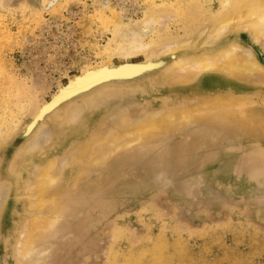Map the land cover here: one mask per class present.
Here are the masks:
<instances>
[{
  "label": "rangeland",
  "instance_id": "obj_1",
  "mask_svg": "<svg viewBox=\"0 0 264 264\" xmlns=\"http://www.w3.org/2000/svg\"><path fill=\"white\" fill-rule=\"evenodd\" d=\"M216 2L0 0V174L13 167L19 175L15 184L0 183V264H264L263 72L249 74L247 81L219 75L213 82H217L216 91L222 98L241 100L242 110L258 117L249 133L213 121L211 114L222 120L221 115L231 109L225 103L217 111L211 107L215 90L211 86L200 88L198 81L203 77L186 86L187 109L202 118L192 124L182 123L178 112L184 99L172 80L184 67L156 78V83L154 79L141 86L108 85L88 97L104 95L86 108L83 104L88 98H75L73 104L64 107L77 108L70 125L53 119V114L33 127L36 109L49 102L73 76L80 75L86 64L107 63L103 48L112 38L111 31L125 24L126 29L130 27L126 37L138 32L136 22L148 10L156 9L169 13L166 16L170 18L161 22L165 29H159V34L156 25L152 26L154 31L140 29L143 41L165 35L170 39L165 44L173 39H188L194 44L198 31L194 33L196 29L191 27V33L186 28L198 11L195 8L200 6L202 14L206 10L213 14L220 10ZM191 5L194 14L187 9ZM114 23L117 26L111 30ZM207 37L198 44L211 47ZM229 39L245 56L251 59L254 55L264 66V39L242 38L236 31ZM161 47L154 46V50ZM144 54L128 62L115 56L112 66L138 65L145 61ZM238 108L234 105L232 110L240 111ZM82 113L87 119L78 122L75 117ZM148 114L154 118L147 119ZM139 119L160 123L161 130L146 132L141 149L97 159L95 153L111 148V132L122 135L117 142L123 144L124 127ZM55 121L60 123L56 126ZM29 127L34 133L24 139L22 135ZM92 129L99 134L107 131L103 146L91 143L89 147L90 140L88 147L81 149ZM86 130V135L80 134ZM60 141L63 145L57 148L54 144ZM87 148L89 153L84 152ZM51 153L70 155L68 167L78 170L66 195L70 194L63 197L76 208L47 233L49 237L46 233L42 236L45 242L39 241L32 253L22 257L16 242L23 219L29 215L22 183L32 164ZM8 206V213H2Z\"/></svg>",
  "mask_w": 264,
  "mask_h": 264
},
{
  "label": "bare ground",
  "instance_id": "obj_2",
  "mask_svg": "<svg viewBox=\"0 0 264 264\" xmlns=\"http://www.w3.org/2000/svg\"><path fill=\"white\" fill-rule=\"evenodd\" d=\"M217 2H216V6L219 5L220 10L217 9L218 11H216L213 14L209 13L207 10L204 12L205 14L204 13L202 14V11L204 10L201 11L200 6L199 7L196 6L197 8H195L194 10V11H196V9L198 10L196 14L192 13L194 12L192 11L193 10L192 7H194V5H191L187 8L190 10V7H191L192 10H190L189 12H191L195 16H193L190 13L193 16L191 17L193 20L191 19L192 24L190 25V28H186L188 26L185 27L186 30L193 33L192 30H189V29L195 28L196 30H193L194 33L196 31L200 33L199 36H196L198 35V33L196 32L194 36L196 38L195 42L193 41L194 44L191 43L190 40L188 39L179 40L178 42H175V39H173V41H170L171 44L169 42H166L167 44H165L164 41H166L167 39L165 35H162V36L158 35L157 37L151 38L148 42L143 41L144 36H141L138 33L140 29L143 30L144 28L146 29L150 28V30L152 29V31H154L155 29L153 30L152 26L154 27V25H156L158 26V31L156 28V32H157L156 34H159L160 33L159 29L161 30L164 28L163 27L164 24L161 22L164 19H165L164 21H166L167 17L169 16L168 15L169 13H166V11H168L166 10V8L169 5L166 8L163 7L165 8L166 10L165 13L168 16H166V14L164 13L156 11L155 8H154L155 10L152 9L151 12L149 10L148 12L145 11L146 13L141 18L142 20L136 22L138 23L136 25H137V28L139 27L138 28L139 31L136 28L138 32L130 33L129 36L127 37L125 36V32L130 27L126 29L127 26L125 27V24H124L123 25L124 28H120L122 25L121 26L118 25L119 28L117 27L118 28L117 29L116 28L117 23H114V26L112 27V29L111 28L110 29L113 30L114 27L116 29L111 31L112 38L108 39V42L103 48V53L107 55L106 56L107 63L105 62L100 63V64L98 63V65L95 64L96 66H91L89 64H86L84 70L82 71L80 75L75 76V77L73 76L72 78L70 77L71 79L69 78L70 80L67 83V85L61 86L57 90V92L53 94L49 102H45L42 106L40 105V107L36 109L35 114L33 116L34 118L33 127L35 128V125H37L39 122L44 123L45 118L49 119V117L53 114H54L53 119L61 121V124L64 123L63 125H67L71 116L77 111V108L72 109L70 107V109H65L64 107L72 103V101L75 98L76 99L81 98L82 100L86 99L89 96L93 95V93L97 92V90L101 88L104 89V87L108 85H119V84L121 85H130V84L140 85L144 81L145 83L146 81H149V83L150 81L151 82L155 81L156 83L157 81L160 80V78L167 76L170 72L173 73L174 70L175 71L182 70V68L184 67L182 74L178 75L177 78H174L172 80L173 87H176L179 90L180 94L182 95L184 99L183 103L181 104L180 111L178 112L179 119H181L182 123L184 122V123L192 124L194 121H198L202 118L201 116H195L190 110L187 109L186 93H187V88L189 87H186V86L191 85L192 82L203 77L204 79L201 80L202 82L198 81L199 86H200V83L202 84L200 88H208L209 86H211V88L213 87L214 88L213 90H215L213 91L215 93L211 92L213 94L211 107L215 108L216 110V109H219V107H221L225 103L226 106H228V108L230 107L231 109L225 112L224 115H221L222 117H224L222 118V120H219L216 114H211V118L213 119V121H221L225 123L227 126L230 125L231 128L235 127L236 129H239L242 132L249 133L251 127L255 126L256 121H257L256 118L258 117H256V115L252 113H248L246 110H242L241 107L243 106V102L241 100H236L234 98L226 99L227 97L224 96L225 94L224 95L221 94L222 96L226 97L225 99L222 98L219 95V92L216 91L217 82L215 83L213 82L217 80L216 77H218L219 75H226L227 76L226 79L235 78L238 81H243V80L247 81V77L249 76V74L255 73V74L261 75V72L264 73V66L262 65V63L259 62V60L254 55H251V59L250 57L248 58L247 56L243 54L242 50L239 48L236 42H232L229 39L233 31H236L240 37L244 38L245 36H247L253 39V41H259V40L264 39V0H217ZM105 6L107 7V4ZM102 7L104 6L102 5ZM169 12H170V9H169ZM200 12L201 14H199ZM134 24L135 23H133V25ZM146 29L143 30V32H146L148 30ZM191 33H188V35ZM206 34L208 36L207 38H209L208 39L209 43H211L212 41L211 47L209 46L207 47L205 45L201 46L198 44L199 40ZM169 38H172V37H169ZM207 38H206V41H207ZM162 42L163 44H161ZM160 44L164 48L163 49L155 48V49H159V51L154 50V46L161 47ZM140 53L142 54L145 53L144 54L145 61L143 60L144 61V62L142 61L143 63H138V65L137 64L128 65L127 63L125 65L123 64V66H120L118 68H115L114 66H112V62L114 61L113 59L115 56H117V58L120 56L124 59L125 62H128L131 59L138 57L137 55H139ZM156 78H158L159 80H157ZM111 89L113 90L114 88H111ZM192 92H194V90ZM103 96H96L90 99L88 98L84 100L83 106L94 105L99 100H102ZM234 105L236 107H239L238 109H240V111L232 110ZM262 115L263 114H261V116ZM150 116L151 115L148 114L147 119ZM152 117L153 116H151V118ZM75 118L78 122H81L82 119L86 120L87 116L85 115V113H82L80 115V118L79 116ZM162 120H163V117L162 119H160V121ZM134 121L128 123V125L124 127L126 129V132L124 130L126 134L124 136V139L125 138L126 139L125 140L121 139V141L123 142L125 141L123 144H119L117 142V141H120L119 139L122 135L119 137V135L116 134L117 131L116 133L111 132V135L113 137H111L112 140H110L109 144L111 145L112 149L111 148L108 149L107 147V149L105 150L103 148L101 151L99 150L97 153L94 152L95 156L98 155V158L96 157L98 160L100 159L105 160V158H109L110 155L112 154L114 155V153L116 152H121V151H131L132 152L135 150L136 147L137 148L140 147L141 149V146L144 144V140H142V138L146 136L145 135L146 132L147 133L149 132L150 134L151 132L154 133V131H157V129L161 130L159 129L160 123L157 124L153 122L152 120L140 122V119H139V121H135V122ZM70 122L68 123L69 125L71 124ZM58 123L60 122H56V126L58 125ZM165 123L167 122L165 121ZM99 124L101 127L102 123H99ZM103 126L105 127V125ZM33 127L32 128L29 127V129L24 133V135H22L24 136V139L28 137L31 133H34ZM59 127L57 129H60ZM94 130L95 129H92L89 136H87L88 138L85 139L86 142L81 144L82 145L80 147L81 149H86V147L88 146L90 147L91 143L92 144L97 143L103 146V143L105 142L104 141L105 137L103 134L106 133L107 131L99 134L97 133L96 130L95 131ZM101 131H102V128H101ZM55 132L59 134V132L57 131ZM132 132H136V133L132 134ZM57 134L55 135L58 136ZM80 134L86 135L87 130L84 133L81 132ZM50 135L53 136L52 134ZM51 136H49L51 138V141L52 140L54 141L55 136L53 137ZM121 138H123V136ZM90 140L92 142H90V144L87 146ZM54 145L57 148H59L63 145V142L60 141L59 143H55ZM101 148L102 147H98V149H101ZM72 150L74 151V149ZM87 151L89 153L91 149L86 150L84 152L86 153ZM54 153H51L47 158L45 157L46 159L41 160L40 158L34 164H32L34 166L31 168L30 172L28 173L29 175L28 177H26L25 182L22 183V186H23L22 193L24 195L23 197H25V200H26L25 210L29 214V215L26 214V216L28 215L27 218L23 219L25 221L22 222L23 225L21 224L22 226H21L20 234L18 233L19 237L16 242L17 252L18 253L20 252L22 257L32 253L34 249L36 248L37 244L39 243V241L41 243V241L44 240L42 236L45 237L46 236L44 235L45 233L47 234L48 232H52L53 230H55V228L59 226L63 217L66 216L67 214L73 213L74 208H76L75 206H72L71 204H69V202H66L68 201V199L66 200L65 198L66 200L65 201L63 197L68 196L70 194L68 193V195H66L72 186L71 184V181L73 180L72 177L75 178L74 173H76L78 170L75 172L74 168L68 167V164H69L68 157L70 155H67L65 153L55 155ZM87 156H89V154ZM71 157H74V155L73 156L71 155ZM93 157L94 156L92 155L91 159ZM97 159H95V162L98 161ZM93 161L91 162L94 163ZM17 176L19 175L17 174L15 170H13V167H11V169L10 167L6 168L3 170V173L0 174V183L9 182L11 183V185L13 183L15 184L16 180L18 179ZM15 189H18V188H15ZM10 192L11 190H8V195H10ZM8 210H10L9 206L6 207L5 211H2V213L3 212L8 213ZM45 241H46V238H45ZM45 241H42V242H45Z\"/></svg>",
  "mask_w": 264,
  "mask_h": 264
}]
</instances>
